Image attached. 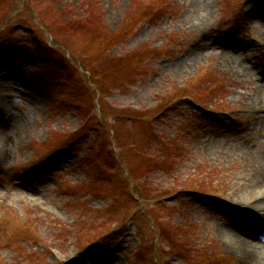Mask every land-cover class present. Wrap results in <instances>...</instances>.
<instances>
[{"label": "rangeland", "instance_id": "rangeland-1", "mask_svg": "<svg viewBox=\"0 0 264 264\" xmlns=\"http://www.w3.org/2000/svg\"><path fill=\"white\" fill-rule=\"evenodd\" d=\"M12 114L0 264H240L222 229L264 172V0H0Z\"/></svg>", "mask_w": 264, "mask_h": 264}, {"label": "bare ground", "instance_id": "bare-ground-1", "mask_svg": "<svg viewBox=\"0 0 264 264\" xmlns=\"http://www.w3.org/2000/svg\"><path fill=\"white\" fill-rule=\"evenodd\" d=\"M198 8L202 11L204 9V5L200 3ZM5 77H7V79L2 88L8 87L13 89L11 85L15 83L16 76L8 75ZM7 108L8 107H5L4 109ZM22 118L28 120L26 117ZM20 120L21 119L18 118L17 115L12 114L7 119L8 122L3 121L4 123H0V141L3 142L2 136L4 135V132L9 130L11 125H19ZM238 147L241 151L244 150L246 152L249 150L248 147ZM255 180H257V182L260 180L259 184L261 186H259V188H261L259 192H254L253 195L250 194L252 192H249L250 195H246V198L243 201L236 202L237 204L241 203L239 204L240 207H247L246 210H243L241 214L238 211L235 212L236 215H234V224H227L223 226L224 228L222 229V234L227 239L229 247L239 256L240 264H264V218L256 221L250 216L253 211H258L259 213L264 212V172L260 177L256 176ZM252 200H254V202L251 204Z\"/></svg>", "mask_w": 264, "mask_h": 264}]
</instances>
